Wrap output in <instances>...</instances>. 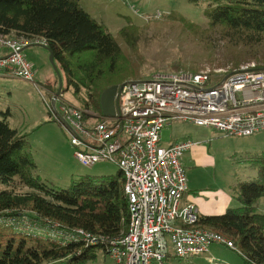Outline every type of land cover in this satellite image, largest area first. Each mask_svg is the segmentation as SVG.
<instances>
[{
  "label": "built area",
  "instance_id": "2783aa9c",
  "mask_svg": "<svg viewBox=\"0 0 264 264\" xmlns=\"http://www.w3.org/2000/svg\"><path fill=\"white\" fill-rule=\"evenodd\" d=\"M35 42L47 45L45 39ZM30 43L0 34V49L7 50L0 57V74L35 86L50 117L65 125L83 165L113 161L123 174L130 218L126 232L110 244L108 254L114 262L168 264L172 255L189 259L206 253L213 243L236 249L227 235L200 228L199 207L184 201L189 187L182 159L195 142L185 138L163 146L161 133L176 121L243 137L264 131V69L244 66L222 75L211 69L162 71L146 80L127 81L119 88L115 115L104 117L65 101L40 83L24 54ZM29 222L28 217L0 220L2 225L41 232L64 243L70 239L98 245L103 240L84 229L65 231L53 223L45 230Z\"/></svg>",
  "mask_w": 264,
  "mask_h": 264
},
{
  "label": "trees",
  "instance_id": "16d2710c",
  "mask_svg": "<svg viewBox=\"0 0 264 264\" xmlns=\"http://www.w3.org/2000/svg\"><path fill=\"white\" fill-rule=\"evenodd\" d=\"M213 1L204 11L212 25L257 41L264 36V0ZM0 34L31 43L45 39L65 77L62 92L71 90L86 108L101 112L102 92L118 84L123 50L81 0H0ZM10 116L9 110H0V220L28 217L45 230L57 223L65 231L84 229L103 240L98 245L70 239L64 243L0 223V264H87L97 259L98 250L108 254L111 242L129 225L122 172L83 175L66 188L49 185L36 173L27 134L11 126ZM252 165L255 177L238 186L241 207L200 215L198 225L231 238L245 264H264V213L256 206L264 200V155Z\"/></svg>",
  "mask_w": 264,
  "mask_h": 264
},
{
  "label": "rangeland",
  "instance_id": "374dc122",
  "mask_svg": "<svg viewBox=\"0 0 264 264\" xmlns=\"http://www.w3.org/2000/svg\"><path fill=\"white\" fill-rule=\"evenodd\" d=\"M87 3L84 0L85 6ZM214 4L213 0H99L92 15L107 26L123 50L120 74L115 78L118 84L146 80L162 71L211 69L222 75L244 66L264 67V36L257 41L222 25H212L204 11ZM158 12L162 16L156 17ZM24 54L35 66L39 79L46 78V83L52 84L50 89L57 92L59 78L48 49L30 45ZM62 80L65 87L64 75ZM46 90L49 91L43 89ZM60 94L65 101L102 115V111L84 107L71 90ZM0 107L11 112V126L27 134L38 166L36 173L49 185L66 188L83 175L119 173L120 167L113 161L85 166L76 158L65 125L50 117L42 96L30 82L0 77ZM91 115L87 118L93 122ZM161 136L163 146L185 138L195 142L182 163L189 187L185 200L196 202L200 214L220 215L229 208L241 207L238 186L256 175L252 161L264 155V131L243 137L176 121L164 128ZM256 206L258 212L264 213L263 199ZM97 253V259L87 264H116L110 254L101 250ZM244 260L237 246L234 249L213 243L206 253L189 259L172 255L168 264H245Z\"/></svg>",
  "mask_w": 264,
  "mask_h": 264
},
{
  "label": "water",
  "instance_id": "95a60500",
  "mask_svg": "<svg viewBox=\"0 0 264 264\" xmlns=\"http://www.w3.org/2000/svg\"><path fill=\"white\" fill-rule=\"evenodd\" d=\"M43 46L46 47L49 50V52H50V61H51L52 65L54 66V68H55V70H56V72L58 74L59 88H58V91L56 93V95L58 96V95H60V93L62 91V88H63L62 76H61V73H60L56 63H55V58H54L53 52L50 51V49L46 45H43ZM26 47L27 46H25L24 49ZM122 85H123V83L120 84V85H112V86L106 88L102 92V95H101V107H102V115L104 117H111V116L115 115L116 104H117V94H118L119 88Z\"/></svg>",
  "mask_w": 264,
  "mask_h": 264
},
{
  "label": "crops",
  "instance_id": "0c3cea01",
  "mask_svg": "<svg viewBox=\"0 0 264 264\" xmlns=\"http://www.w3.org/2000/svg\"><path fill=\"white\" fill-rule=\"evenodd\" d=\"M81 4H82V6L92 15V11H94L95 9L97 10V8H98V6H99V0H88V3H87V6H85L84 5V0H81ZM93 16V15H92ZM30 45H38V46H43L41 43H38V42H33V43H30V44H28L27 45V47L28 46H30ZM44 47V46H43ZM44 48H46V47H44ZM49 51V50H48ZM7 54V50H5V49H0V57H2V56H5ZM35 67V66H34ZM36 69V68H35ZM37 75H38V73H37ZM0 77H12V76H10L9 74H7V73H2V74H0ZM38 78V81L40 82V83H43V84H45V85H47L48 87H50L52 84H48V83H46V78H43V79H39V77H37ZM32 84V83H31ZM0 110H4V108H2V107H0ZM10 123H11V121H10ZM15 129H17V127H14ZM19 130V129H18ZM178 140H180V139H178ZM177 141V140H176ZM173 142H175V141H173ZM195 146V145H194ZM193 146V147H194ZM186 199V194L184 195V201L185 202H193V203H195L196 204V202H194V201H190V200H185ZM197 205V204H196ZM198 206V205H197ZM199 207V206H198ZM199 210H200V208H199ZM201 211V210H200ZM201 215H207V214H201ZM171 259V257L168 259V260H170Z\"/></svg>",
  "mask_w": 264,
  "mask_h": 264
}]
</instances>
